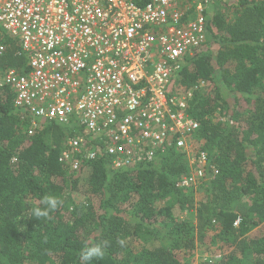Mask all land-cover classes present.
<instances>
[{
    "label": "trees",
    "instance_id": "1",
    "mask_svg": "<svg viewBox=\"0 0 264 264\" xmlns=\"http://www.w3.org/2000/svg\"><path fill=\"white\" fill-rule=\"evenodd\" d=\"M218 1L225 9L210 15L206 47L172 80L173 94L186 96L199 122L194 137L208 155L203 199L177 186L189 164L174 147L131 169H113L99 156L73 171L62 159L69 128L46 123L30 134L4 87L0 264H85L82 249L104 242L105 257L89 264H192L209 240L222 245L204 264H264V234L249 235L264 223V0ZM6 42L0 67L25 64L18 41ZM49 195L62 204L48 219L32 217ZM186 209L196 221L181 218Z\"/></svg>",
    "mask_w": 264,
    "mask_h": 264
},
{
    "label": "built area",
    "instance_id": "2",
    "mask_svg": "<svg viewBox=\"0 0 264 264\" xmlns=\"http://www.w3.org/2000/svg\"><path fill=\"white\" fill-rule=\"evenodd\" d=\"M214 1L0 0V57L11 37L27 58L0 67V89L10 87L30 134L46 123L69 128L62 159L73 171L99 156L131 169L174 147L189 162L177 186L197 185L208 155L172 80L206 47Z\"/></svg>",
    "mask_w": 264,
    "mask_h": 264
},
{
    "label": "rangeland",
    "instance_id": "3",
    "mask_svg": "<svg viewBox=\"0 0 264 264\" xmlns=\"http://www.w3.org/2000/svg\"><path fill=\"white\" fill-rule=\"evenodd\" d=\"M229 1H235V0H229ZM210 7L212 8L211 13L209 11ZM210 7L208 9V12L206 13L207 19H209L210 15L213 14V12H215L216 10L225 9V6L223 5V3L220 1L216 2V0L214 1V3ZM210 45L214 49H216L218 47V45L213 43V42ZM216 73H218V70H216ZM228 100H231V99H228ZM195 146H197V148L196 147L193 148V151L195 153L194 155H196L198 153L197 151L199 150L198 144H196ZM207 179H208V176L206 175V178L204 180H202L199 184L191 186L190 187L191 190L189 188H186V189H189L194 194L196 201H200L203 199L204 191H203V189H199V186L202 185L204 183V181H206ZM181 218L182 219H192V220L196 221L195 213H193V211L189 210V209L182 211ZM262 234H264V223L262 225L254 227L249 233V235H251V236H259ZM209 241H211V240H209ZM209 241H207L203 245H199V247L195 250L194 255L191 258L192 264H204L205 261L209 257H211V255H214L212 253H213V251H215L217 249V247L219 246L218 244L222 245V243L219 241H216V242H209Z\"/></svg>",
    "mask_w": 264,
    "mask_h": 264
},
{
    "label": "clouds",
    "instance_id": "4",
    "mask_svg": "<svg viewBox=\"0 0 264 264\" xmlns=\"http://www.w3.org/2000/svg\"><path fill=\"white\" fill-rule=\"evenodd\" d=\"M148 158H152V153L148 154ZM207 175V174H206ZM190 188V187H189ZM40 203L44 206L36 207L32 211V217L41 220L50 218L52 212L57 210V208L62 204V201L55 196H44ZM106 255V242L104 243H95L92 245L85 246L81 252V260L85 264L95 260H102Z\"/></svg>",
    "mask_w": 264,
    "mask_h": 264
}]
</instances>
